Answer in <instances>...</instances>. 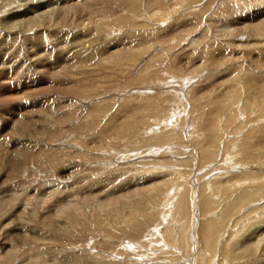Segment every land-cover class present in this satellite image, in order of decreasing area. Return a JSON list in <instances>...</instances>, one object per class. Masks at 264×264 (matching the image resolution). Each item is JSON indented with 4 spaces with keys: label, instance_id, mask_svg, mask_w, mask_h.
<instances>
[{
    "label": "rangeland",
    "instance_id": "1",
    "mask_svg": "<svg viewBox=\"0 0 264 264\" xmlns=\"http://www.w3.org/2000/svg\"><path fill=\"white\" fill-rule=\"evenodd\" d=\"M62 1L64 7L80 6L84 2ZM85 1L92 4L90 15L87 14L77 20L74 30L60 27L63 30L60 29L61 33L56 39L46 37V40L40 41L38 39L42 38L36 37L34 31L30 32V39L28 38L30 35L22 33L11 34L12 36L8 38L0 35V58L5 59V61L0 59V64L7 63V60L16 62L27 60L29 55L27 51L33 50L31 47L33 43H41L39 47L42 49L39 53L48 58L47 64L44 63V69L42 66L37 68V65L36 71L33 69L26 72L28 69L24 67L17 77L11 73L7 74L8 63L4 65L7 66L5 70H0L1 138H6L8 124L18 119L20 115L29 116V111L32 108L38 109L41 102H51L61 109L59 113H68L63 116L72 118L57 125L56 131L53 130L57 134L55 143L41 141L48 149L54 150L52 158L59 159L58 161L54 159L56 167H51V162L47 167L34 166L35 169L30 170V174L24 178L0 186V232L4 233L3 236L11 234L14 228H17V224L23 221L21 218H31L35 221L30 225L29 232L35 234L33 236L41 235L40 237L44 239L37 242V239L28 238L30 242H25L23 236L16 244L11 240H3L5 243L0 242L2 253L0 264H61L71 261L80 264H125L124 258L109 259L101 256L100 251L97 253L98 250L90 251L91 243L95 244V248L96 244L99 245L97 249L105 241L106 244L115 247L122 239L123 242L126 241L124 245L122 244L126 249V243L130 246L136 241L143 243L142 238L149 240L148 231L154 235L157 233L163 235L162 226L160 229L157 225L166 224L171 220L170 217L176 216L174 212L178 200L175 199L181 195L180 191H183L184 186L190 188L186 197L189 201V216L173 232L174 238L179 240L177 235L179 236L180 228V234L185 237L184 242L189 246L180 248L182 252L177 251L180 252L176 257L178 260L172 261L166 255L161 257L162 259H159L163 261L161 264H217L218 261L224 260L220 251L225 252L231 248L241 251L236 254L232 264H264V199H262L264 194L261 193L262 184L261 186L258 184L261 182L255 178L259 170L253 162L244 159L243 154L239 156L237 147V157L231 152V145L240 144L244 137L253 141L259 139L258 130L264 127V114L255 113L258 102L264 105V90L257 92V89L264 86L262 82L264 34L257 36L253 31L244 32V28L258 23L259 19L264 21V12L262 14L257 12L264 9V0ZM59 3L62 7L61 2ZM22 4H25L22 0H0V23L10 14L17 13ZM56 9L58 8L54 10ZM68 12L74 10L70 9ZM58 15L54 14L55 19ZM250 18L253 20L247 21L251 20ZM196 22H199L200 26L195 29L193 23ZM237 32L239 34H236ZM63 39L66 42H71L72 39L75 43H81L80 50L86 61L80 66L71 61L72 52L70 54L68 49V52L60 51L64 62L54 61L56 53L51 51V48ZM3 42L8 47L4 46ZM198 43L204 44V48H198L199 50L194 52L193 47L195 48ZM10 51L13 55L8 57ZM201 51L205 58L201 56ZM33 53L34 56L37 55L34 50ZM199 65H204L202 71L197 68ZM235 68L239 69L236 71ZM257 84L261 86L258 87ZM232 98L237 100L233 106ZM140 99L150 102V108L149 106L146 108L147 125L140 130L123 133L126 137L112 141L110 146L106 147L105 142L102 146L97 145L101 130L108 131L111 128L108 124L112 121L110 119L114 120L115 116L117 119L120 113L127 110L125 106H130L132 102H140ZM239 99L241 102H238ZM152 100H155L154 103ZM227 102L229 106L222 115L219 114L218 105H226ZM96 108V113L101 109L104 112L100 113L101 117H98L100 120L92 123L89 119L91 115H96ZM92 109L94 112H91ZM234 109L237 111L235 121L228 129L235 130L231 136L223 135L225 137L221 140L222 146L228 143L225 151H219V155L216 153V157L212 159L205 158V153L201 158L194 144H205L209 133L203 125L207 123L209 119L207 117L216 118V121H220L222 117L224 121L225 116ZM249 114H252V119L244 122ZM48 126L51 127L49 124ZM174 127L179 129V133ZM87 129L90 132H87ZM95 137L97 141L92 140ZM105 138L107 140L106 136L103 137ZM84 140L90 143L85 145ZM186 140L193 143L192 147H185ZM64 149L66 150L64 154L67 153L68 156L58 152ZM261 173L260 176L264 177V171ZM171 188L175 189L174 193ZM168 193L172 197H169ZM241 194H248V199L244 201L247 203L242 202L243 210L239 208L241 210L239 211L237 208L231 215L234 219L241 217L240 221L235 227L231 225L229 227V222L222 228L221 233L224 234L219 233L223 237L219 240L226 241L227 235L234 230L233 237L236 238L233 243H226L227 247L221 250L217 248L210 263L206 258L210 255L205 256L204 262L201 260L197 263L195 260L189 263L185 261L186 258H179L186 254L188 260L196 258L197 253L203 249L199 238L202 220L205 222L213 219L220 213L223 205L237 202L235 198ZM13 199L17 200L11 203ZM55 201L59 203L56 208L53 203ZM204 201H209L212 204L211 208H205V204L202 203ZM27 203L31 205H26ZM72 209L80 210L79 215L81 212L84 217H80L78 221L77 218L70 219ZM206 209L209 210L208 214ZM61 210L65 213H60ZM133 211L138 213L137 217L139 214L147 213L144 222L138 224V221L133 220ZM66 217L74 223L67 225ZM191 217L195 221L191 227L192 231L187 233ZM162 218H165V221ZM127 220L130 223L126 222ZM63 224L67 227L71 225L69 233L59 232ZM154 224L157 226L156 229L152 227ZM22 232L24 233V230ZM252 232L261 236L256 237L255 241L251 240ZM25 235L29 236L27 233ZM192 236L195 237V241H192ZM247 237L253 243L256 241L259 243L255 252H243L240 245L248 241ZM164 238L165 235L162 241L166 244ZM156 256L158 255L150 254L149 258ZM223 262L229 264L230 261L226 259Z\"/></svg>",
    "mask_w": 264,
    "mask_h": 264
},
{
    "label": "bare ground",
    "instance_id": "2",
    "mask_svg": "<svg viewBox=\"0 0 264 264\" xmlns=\"http://www.w3.org/2000/svg\"><path fill=\"white\" fill-rule=\"evenodd\" d=\"M22 0V3H25V4H22L19 6V11L17 13H12L10 14L8 17H6L5 21H2L0 23V35H4L5 37H11L12 35L11 34H14V33H22V35H30L32 31H34V35L36 37H40L42 39H38V40H44L46 37H49V38H58V35L61 33L60 29L63 30V28H60V27H67L69 29H76V26L77 24H75V22L79 19H81L82 16H87V14L91 13L92 12V4L91 3H86V1L84 0L83 3H81L80 6H77V5H72L71 7H64L62 5L63 1L62 0ZM58 1V2H57ZM120 1H124V0H120ZM136 1V0H134ZM139 1V0H138ZM193 1V0H192ZM61 2V6L60 3ZM91 2V1H90ZM158 2V0H157ZM232 6V5H231ZM79 7L80 10L77 8ZM6 8V6H5ZM8 8V7H7ZM6 8V9H7ZM54 8H58L56 10H52ZM258 8V7H257ZM261 8V7H259ZM70 9H73L74 12H68V10L70 11ZM264 10V9H263ZM257 11L259 12L260 14H262V12L264 11ZM94 12V10H93ZM54 14H59L56 19H55V16ZM258 14V13H257ZM259 14V15H260ZM90 15V14H89ZM258 15V17H259ZM54 16V17H52ZM241 16V15H240ZM264 16V15H263ZM262 16V17H263ZM2 17V16H1ZM5 17V16H3ZM239 17V16H238ZM242 17V16H241ZM252 17V16H251ZM54 18V19H52ZM245 18V17H244ZM251 19V18H250ZM253 19L251 20H247V21H252ZM260 21L258 23H253L252 26H247V28H244V32H246L248 30L249 31H253V33H255L257 36L258 35H263L264 34V21L259 19ZM245 22V21H243ZM199 23V22H198ZM197 22L196 23H193V26L196 28H198L200 26V23L198 24ZM251 23V22H250ZM68 24V25H66ZM192 24V22H191ZM65 25V26H64ZM80 26V25H79ZM94 28V27H93ZM90 30V29H89ZM96 31V30H95ZM239 31V30H237ZM206 32V31H205ZM243 32V31H241ZM239 31V33H241ZM243 32V33H244ZM247 32V33H248ZM95 33V32H94ZM238 32L236 34H239ZM91 34V33H90ZM205 35H208L207 33H204ZM246 34V33H245ZM233 35V34H231ZM15 36V35H14ZM230 36V35H229ZM76 37V36H75ZM29 39L31 38V35L28 37ZM26 38V39H28ZM72 38V37H71ZM28 39V41H29ZM34 39H37V38H34ZM73 39V38H72ZM71 39V42L70 41H67L66 40H61L58 44L56 45H53L52 48H51V51H54V53H56L53 57L54 61H57V63H62L64 62L63 60V56L61 57V52L60 51H70V54L72 52V55H71V61L72 62H75L74 64H79V66L84 62L86 61V58H84V55L83 53L81 52L82 50L81 49V46L79 42H74V40ZM46 40V39H45ZM4 41V40H3ZM9 42V41H8ZM31 42L33 43V41L31 40ZM83 43V42H82ZM88 43V42H87ZM3 45H5V43L3 42ZM39 45H41V43H33L31 45V47L33 48L34 51L37 52V55L34 56V53H33V50H30L27 51L28 52V58L27 60L25 61H21V62H16V61H9L7 60L6 62L8 63V67L7 66H4L5 64L7 65V63L3 62L0 64V70H3L5 67L8 68V73L7 74H14L15 76L20 74V72L22 71V69L24 67H26L28 70H26V72H30V70H33L36 71V69L38 67L44 69V63L47 64L46 60H48V58H44L45 55H43L42 53H39L40 50V47ZM77 45V46H76ZM37 46V47H36ZM8 47V46H6ZM15 48V47H14ZM31 48V49H32ZM202 49L204 48V44L200 45L199 43L197 45H195V48L193 47V51L194 52H197L199 49ZM66 49V50H65ZM9 51V50H8ZM24 51V50H23ZM44 51V50H42ZM41 51V52H42ZM67 51V52H68ZM66 52V53H67ZM192 52V50H191ZM193 52V53H194ZM8 53V52H7ZM65 53V52H64ZM202 53V51H201ZM60 54V55H59ZM69 54V55H70ZM198 54V53H196ZM12 51H10L8 53V57L12 56ZM203 55V53L201 54V56ZM4 56V55H3ZM51 55H49L50 57ZM200 56V57H201ZM203 58H205V56H202ZM0 59L3 60V58L1 57ZM13 59V58H12ZM41 59V61H37ZM43 60V61H42ZM5 61V59L3 60ZM20 61V60H18ZM53 61V62H54ZM207 63V62H205ZM42 64V65H41ZM38 65V66H37ZM37 66V68H36ZM204 66V65H203ZM201 65H199L197 68L202 71V67ZM6 68V69H7ZM239 68H235L234 70H238ZM5 70V69H4ZM196 71V70H195ZM3 72V71H2ZM25 73V72H24ZM183 75V74H181ZM21 76V75H20ZM17 77V76H16ZM186 77V76H185ZM187 78V77H186ZM185 79V78H184ZM189 79V78H188ZM259 80V79H257ZM189 81V80H188ZM260 81V80H259ZM264 82V80L262 81ZM183 85V84H181ZM258 87L261 86V84H257ZM175 87V86H174ZM177 87V86H176ZM187 88V85L185 86ZM260 90H264V86L261 87L260 89H257V92H259ZM182 91V90H181ZM195 92V91H194ZM199 92V91H198ZM180 93V92H179ZM33 96V94H31ZM170 96V95H169ZM181 95H179L180 97ZM198 96V95H197ZM35 97V96H34ZM202 97V95H201ZM43 98V97H42ZM152 99L153 97H149V99ZM198 98V97H197ZM29 99V98H28ZM182 99V97H181ZM196 99V98H195ZM202 99V98H201ZM135 100V99H134ZM142 100V101H141ZM45 101V100H44ZM153 101V100H152ZM151 101V102H152ZM155 101V100H154ZM153 101V103H154ZM193 101V100H192ZM198 101V100H197ZM197 101L195 103H197ZM232 106L234 104V101L237 102L236 99H233L232 98ZM131 102V101H129ZM238 102H241V100L239 99ZM128 103V102H127ZM149 100L147 101H143V99H140V102H132L130 104V106L126 107L125 104L123 106H125V108H127L126 111H124V113H120L118 112L121 108H119V110L117 111V113H120L118 116H117V119L114 117V120L113 119H110L112 121L108 122V124H110L111 128L108 130V131H102L101 130V133L99 134V142H97V145L99 144V146H102L103 143L105 142V146H110L111 142L112 141H118V140H121L124 139L123 136V133L125 134L126 133H129V132H132V131H135V130H140V128L142 129V127L146 126L147 125V121L146 120V108H148V106L150 105L149 104ZM193 104V103H191ZM238 105V103H235ZM236 105V106H237ZM37 106V105H35ZM152 106V105H151ZM196 106V105H195ZM229 106L228 102L226 103V105H218V113L222 115V113H224L225 109ZM239 106V105H238ZM181 107V106H180ZM183 107V106H182ZM257 107V108H256ZM150 108V106H149ZM161 108V107H160ZM61 110V109H60ZM59 110V107L56 106V105H53L51 102H48V101H45V102H41L40 106L38 107V109L36 110H32L29 111V116H21L20 117L18 116V119L16 120H13L10 124H8V127H7V130H8V134L6 135V138H1V132H0V179L2 178V181H0V186L2 185H7L8 183H12V182H15L16 180H19V179H22L24 178L25 176H27V174L30 172V170H34L35 167H39V168H42V167H47L48 165L50 166V164L52 163V166L54 168L55 164H56V161H58V157L57 159L55 157L52 158V156H54L55 152L54 150H51L50 148L48 149V146L45 144L43 145L41 141H45V142H50V143H55V138L57 136L56 133L53 132L56 131V126L57 125H61L64 121L66 120H71L72 118L69 116L68 118L66 116H63L64 114L66 113H59L61 112ZM149 110V109H148ZM157 110H159L157 108ZM209 110V109H208ZM93 111V109L91 110V112ZM97 108L95 110V114L96 115H91L90 116V122L92 123H95L97 122V120H100L99 118L101 117L100 113L104 110H98L99 112H97ZM191 111V110H190ZM94 112V111H93ZM148 112V111H147ZM234 112V113H233ZM252 112H254V110H252ZM192 113V112H191ZM255 113L256 115L258 114H264V105L263 103H257L256 106H255ZM62 114V116H61ZM68 114V113H67ZM66 114V115H67ZM235 114H237V111L236 109H234V111H232L231 113H228L226 116H225V120L223 121L222 117H220V121L222 120V124H220V121H216L215 119H211L210 117H207L209 119H207V123L205 122L204 125H203V128H205V130L208 131L209 135L205 141V144H194L195 146V149L197 148L198 151H199V154H200V157L202 158V156L204 155L205 153V158H208V159H212L213 157H216V153L217 155H219V151L221 150H224L225 151V148L227 146V142L224 146H222L221 144V140H223V135H232L234 130L235 129H228L230 126H232L234 124V121H235ZM148 115V114H147ZM179 115V114H178ZM213 115V114H212ZM169 116V115H168ZM214 116V115H213ZM252 114H249L247 116V119H244L243 121L244 122H248L249 119H252ZM16 117V116H15ZM95 117V119H94ZM99 117V118H98ZM175 117V116H174ZM182 117V116H181ZM212 117V116H211ZM89 118V117H88ZM112 118V117H111ZM150 118V117H149ZM164 119V118H163ZM184 119V118H183ZM19 120V121H18ZM120 120H123V122H120ZM165 120V119H164ZM53 121H55V124H53ZM161 121V120H160ZM1 122V121H0ZM68 122V121H67ZM101 122V121H100ZM48 124L51 126L49 127ZM157 124V123H156ZM90 125V123H89ZM222 125V127H221ZM109 126V127H110ZM156 126V125H155ZM241 126V125H240ZM175 127H177L175 125ZM174 127V128H175ZM187 127V126H186ZM52 128V129H50ZM180 128V127H178ZM264 128V127H263ZM263 128H260L258 131H259V139H257L256 141H253V140H249V138L247 137H244V139L242 138L241 139V142L240 144H234L231 145V148H232V151L233 154L237 157V153H236V147L239 151V156L243 154L244 156V159L246 160H249V162H253L255 165H257L256 169L259 170L257 172V175H255V178L261 182V183H258L260 186L262 184V188H261V193L263 192L264 194V177L263 176H260L262 175V171H264V129ZM68 129V128H67ZM103 129V128H102ZM147 129V127H146ZM176 129V128H175ZM6 130V131H7ZM90 130V129H89ZM104 130V129H103ZM106 130V129H105ZM150 130V129H149ZM179 129H176V131L178 132ZM231 130V131H229ZM87 132H90L88 131L87 129ZM183 132V131H182ZM134 133V132H133ZM179 133V132H178ZM98 134V133H97ZM249 134V133H248ZM87 135V134H86ZM191 135V134H190ZM196 135V134H195ZM194 135V137H195ZM85 136V135H84ZM107 137V140L106 138L103 139V137ZM180 136V134H179ZM126 137V136H125ZM182 137V136H180ZM197 137V136H196ZM195 137V138H196ZM97 137L95 138H92V140L96 139ZM129 138V137H128ZM86 139V138H85ZM90 139V138H89ZM197 140V139H196ZM61 141V140H60ZM85 141V140H84ZM88 141V140H87ZM87 141H85V145L88 143ZM97 141V139H96ZM149 141V140H148ZM152 141V140H151ZM77 142V141H76ZM94 142V141H92ZM159 142V141H157ZM196 142V141H195ZM44 143V142H43ZM58 143V142H57ZM90 143V142H89ZM88 143V144H89ZM145 143V142H144ZM202 143V142H201ZM231 143V142H230ZM94 144V143H92ZM115 144V143H113ZM185 144L186 146L185 147H192V144L193 143H190V141L186 140L185 141ZM84 145V144H83ZM119 145V144H118ZM142 145V144H141ZM144 145V144H143ZM65 147V146H64ZM83 147V146H82ZM115 147V146H114ZM127 147V146H126ZM124 146V148H126ZM223 147V148H222ZM66 148V147H65ZM88 148V147H87ZM128 148V147H127ZM69 149V148H68ZM84 149V148H82ZM132 149V148H131ZM194 149V151H195ZM110 149H108L109 151ZM123 150V148H122ZM126 150V149H125ZM100 151V150H99ZM116 151V150H114ZM4 152V153H3ZM58 152H63L61 153V155L63 156H66V154H64L66 152V150L64 149V151H58ZM124 152V151H123ZM126 152V151H125ZM128 152V151H127ZM186 152V151H185ZM184 152V153H185ZM192 152V151H191ZM71 153V152H70ZM106 153V151H105ZM114 153V152H113ZM198 153V152H197ZM236 153V154H235ZM69 154V153H68ZM109 154V152H108ZM111 154V153H110ZM145 154V153H144ZM105 155V154H104ZM181 155V154H180ZM228 154H226L227 156ZM68 156V155H67ZM86 156V155H83V157ZM126 156V155H125ZM225 156V157H226ZM73 157V156H72ZM116 157V156H115ZM51 158V159H50ZM49 159V160H48ZM56 159V161L54 160ZM84 159V158H83ZM94 159V158H93ZM114 160V159H113ZM112 160V161H113ZM51 162V163H50ZM107 162V161H106ZM226 162V161H225ZM108 163V162H107ZM113 163V162H112ZM234 164V162H233ZM238 163H236L237 165ZM245 164V163H244ZM249 164V163H248ZM33 166V167H32ZM58 166V165H57ZM241 166V165H240ZM244 166V165H243ZM5 167V170H3V168ZM32 167V168H31ZM50 167V169H51ZM56 167V166H55ZM202 167V166H201ZM204 167V166H203ZM231 167V166H230ZM239 167V166H238ZM254 173V172H253ZM30 174V173H29ZM186 174V173H185ZM244 174V173H242ZM251 174V173H250ZM248 174V175H250ZM187 175V174H186ZM208 176V175H207ZM251 176V175H250ZM244 177V176H243ZM252 177V176H251ZM175 178V177H174ZM178 178V177H177ZM176 178V179H177ZM175 179V180H176ZM179 179V178H178ZM177 179V180H178ZM244 179V178H243ZM242 179V180H243ZM249 179V178H248ZM254 179V178H253ZM174 180V179H173ZM241 180V181H242ZM252 181V179H250ZM249 180V181H250ZM66 181V180H65ZM239 181V180H238ZM240 181V182H241ZM256 181V180H255ZM254 183H257L255 182ZM172 182V181H171ZM233 182V181H232ZM248 182V181H247ZM17 183V182H16ZM173 183V182H172ZM242 183V182H241ZM176 184V183H175ZM166 185V183H165ZM185 185V183H184ZM188 185V184H187ZM236 185V184H235ZM155 186V185H154ZM233 186V185H232ZM237 186V185H236ZM164 187V185H163ZM185 188L183 189V191H180L181 195H179L178 199H175V200H178L177 201V208H176V211L174 212V214L176 216H172L170 217L171 220H169L168 223L164 224H161L160 223L158 226V228L161 229V226H162V230H161V233L163 235H159V233L155 234L152 233L151 231H148V235H147V239L149 240H145L143 239L142 237V240H143V243L142 242H138L136 241L135 244H133L134 242H132V245H127L126 243V249L122 247V244L124 245V243L126 242H123V240L121 239L119 242H121L119 245L113 247V245H109V244H106V241L105 243L101 244L100 245V248H98L99 245L96 244V248H95V244L92 245L91 243V247L89 250L91 251H97V253L100 251V253H102L101 256H104L105 258L109 257V259H113V258H116V257H120L121 260L122 258H124L125 260V264H161L163 263L162 260H159V259H162L161 257H170V260L174 261V260H178L176 257L180 255V252H182V250L180 248L182 247H188L189 245L184 242V238H183V235L180 234V228L178 229L179 230V236L177 235V237H179V240L178 239H175L174 238V233L173 231H175V229L177 227H180L179 224L182 225L183 221H186V218H188V200H186V197H187V192L188 190H190V188L188 186H184ZM226 187H227V184H226ZM234 187V186H233ZM249 187V186H248ZM202 188V186H201ZM10 189V188H9ZM164 189V188H163ZM179 189V188H177ZM204 189V188H203ZM231 189V188H230ZM241 189V188H240ZM11 190V189H10ZM158 190V189H157ZM229 190V189H228ZM171 191L172 193L175 192V189L174 188H171ZM244 191V190H243ZM255 191L257 192L256 188H255ZM191 192V191H190ZM251 192V191H250ZM40 193V192H39ZM162 193V192H161ZM160 193V194H161ZM203 193V192H202ZM218 193V192H217ZM215 193V194H217ZM232 193V191L230 192ZM159 194V193H158ZM163 194V193H162ZM167 194V193H166ZM170 193H168L169 195ZM185 194V195H184ZM193 193H191L192 195ZM224 194V193H223ZM233 194V193H232ZM231 194V195H232ZM258 194V192H257ZM143 195V194H142ZM141 195V196H142ZM228 195V194H227ZM139 196V197H141ZM156 196H158L156 194ZM166 196V195H165ZM222 196V195H221ZM250 196H253L252 194H250ZM163 197V195H162ZM169 197H172L169 195ZM192 197V196H191ZM202 197V196H201ZM206 197V195H205ZM209 197V196H208ZM207 197V198H208ZM230 196H228L229 198ZM235 197V196H234ZM233 197V198H234ZM248 194H241L240 196L238 195L237 199L235 198V200L237 202H233L231 204L228 205H223V207L221 208L220 210V213L215 216L213 219L209 220V221H203L202 220V223L200 224L201 227H200V231H199V238L201 239L202 241V244H203V249L200 250L197 255H196V258H194L193 260L190 258L189 260L187 259V254L184 255V257H179V258H186L185 261H188L189 263L191 261H194L195 260V263H197L198 261H204L206 260L205 259V256L207 255H210V257H206L207 258V261L208 263H210V261H212L213 257H214V253H216V249L218 248V250H221L222 248L224 247H227L226 246V243H233V240L236 238V237H233L235 234L233 232H231L229 234V236L227 235V240L226 241H220L219 239H222V235L224 234L221 233L223 230L222 228H225L227 226V224L230 222L229 224V227L230 225L235 227L236 226V223L240 221L241 217L238 219L237 217L234 219V217L231 218V215L232 213L238 208H242V202L245 204L247 202H244L248 199ZM153 198V197H152ZM228 198H225V199H228ZM200 201H201V198L199 197ZM205 199V198H204ZM209 199V198H208ZM224 199V200H225ZM252 199V198H251ZM264 199V198H262ZM17 199H13L11 201V203H14V201H16ZM155 200V199H154ZM173 200H174V197H173ZM234 200V201H235ZM137 201V199H136ZM153 201V200H152ZM199 201V202H200ZM253 201V200H252ZM263 201V200H262ZM56 202V203H55ZM53 202L55 204L54 208H56V206H59V203H57V201ZM10 203V202H8ZM19 203V202H18ZM134 203V202H133ZM148 203V202H147ZM203 204H205V208H211L212 204L206 201L202 202ZM249 203V202H248ZM259 203V202H258ZM6 204V202H5ZM169 204V203H167ZM251 204V203H250ZM26 205H31L29 203H27ZM134 205V204H133ZM141 205V204H140ZM123 206V205H122ZM138 207V204L136 205ZM169 206V205H168ZM176 206V205H175ZM136 207V208H137ZM216 207V206H215ZM245 207V206H244ZM78 208V207H77ZM134 208V207H133ZM168 208V207H167ZM175 208V207H174ZM139 209V208H138ZM117 212L119 211L118 209H116ZM130 210V209H129ZM243 210V208H242ZM80 211V210H79ZM78 209H72V214L70 215V219H76L77 218V221L80 217H84L83 216V213L80 212V215H79V212ZM141 211V210H140ZM174 211V210H173ZM207 214L209 212V210H207ZM239 211H241L239 209ZM258 211V210H257ZM130 212V211H128ZM127 212V213H128ZM132 212V211H131ZM250 212V211H249ZM252 212V211H251ZM262 212V211H261ZM3 213V212H2ZM60 213H65L63 212L62 210L60 211ZM170 213V212H169ZM206 213V212H204ZM237 213V212H236ZM254 213V212H253ZM263 213V212H262ZM59 214V212H58ZM67 214V213H66ZM65 214V215H66ZM117 214V213H115ZM133 214H134V217L132 218L133 220H136L138 221V224L139 222H144V219H146L147 217V213H144V214H139V217H137L136 215L138 213L134 212L133 211ZM190 214V212H189ZM210 214V213H209ZM6 214L4 213V216ZM76 215H79L78 217H76ZM166 215V214H164ZM240 215V212L238 214V216ZM245 215V214H244ZM262 215V214H261ZM32 216V215H31ZM116 216V215H115ZM128 216H130L128 214ZM236 216V215H235ZM243 216V215H241ZM2 217V216H1ZM33 217V216H32ZM137 217V218H136ZM211 217V216H210ZM245 217V216H243ZM161 218V217H159ZM201 218V217H200ZM67 219V225L68 224H73L74 222H72L69 217H66ZM126 219V218H125ZM141 219V221L139 220ZM163 219V218H162ZM204 219V217H203ZM208 219V218H207ZM231 219V221H230ZM233 219V220H232ZM2 220V219H1ZM9 220V219H8ZM21 220L23 221H20V223H18L16 226L17 228L12 231L11 234H7L5 236H3L2 232H0V242H2L3 240L7 239L6 241H12L14 242L15 244L19 242L20 238L24 236V240L25 242L26 241H29L27 240L28 238L30 240H35L37 239V242L38 240L39 241H43V237H40L39 235L38 236H33L35 234H32L30 233V225L32 224L33 219H22ZM165 221V218L163 219ZM264 220V219H263ZM5 221V220H4ZM75 220V222H77ZM195 221L194 218H190V221L188 222V226H189V231H192L191 227L193 225V222ZM251 221V220H250ZM125 222V220H124ZM126 222L130 223L129 220H127ZM15 223V222H14ZM186 223V222H184ZM2 224V223H1ZM66 224H63L62 228L60 229V233L64 232V233H67L68 232V229L71 228V225L70 227H67ZM5 225V224H4ZM187 225V224H186ZM226 225V226H225ZM6 226V225H5ZM112 226V225H111ZM126 226V224H125ZM157 226L154 224L152 227H154L155 229L157 228ZM160 226V227H159ZM164 226V227H163ZM242 226V225H241ZM262 226V225H261ZM33 227V225H32ZM133 227V226H132ZM131 227V229H132ZM137 227V226H136ZM240 227V226H239ZM10 228V227H9ZM165 228V229H164ZM238 228V227H236ZM113 229V228H112ZM116 229V228H114ZM129 229V228H128ZM129 229V230H131ZM188 229V228H187ZM241 229V228H240ZM259 229V227H258ZM16 230V231H15ZM22 230H24V233L22 232ZM35 230V229H34ZM154 230V229H153ZM165 230V231H164ZM199 230V228H198ZM238 230V229H237ZM250 230V229H249ZM112 231V230H111ZM123 231V230H122ZM196 231V230H195ZM261 231V230H260ZM32 232V231H31ZM164 232V233H163ZM178 232V231H177ZM184 232V231H183ZM186 232V231H185ZM251 232V231H250ZM29 234V236H26L25 234ZM69 233V232H68ZM115 233V232H113ZM195 233V232H194ZM197 233V232H196ZM219 233H221L222 235H220ZM240 233V231H239ZM253 233V232H252ZM262 233V232H260ZM6 234V233H5ZM73 234V232H72ZM263 234V233H262ZM37 235V234H36ZM165 235V242L166 244L162 241V238L163 236ZM197 235V234H196ZM251 237L253 238H250L251 240H256L257 238L256 237H260L261 235H259V233H253V234H250ZM44 236V235H42ZM113 236V235H112ZM198 236V235H197ZM230 236H232L230 238ZM239 236V235H238ZM237 236V237H238ZM249 236V235H248ZM52 237V236H51ZM109 237V236H108ZM146 237V236H145ZM156 237V238H154ZM69 238V237H68ZM106 238V237H105ZM110 238V237H109ZM121 238V237H120ZM189 238V237H188ZM198 238V237H197ZM250 239L248 240V237L246 240L248 241H244L241 243L240 245V242H239V245L241 246L243 252L244 251H248V252H255L257 250V248L259 247V243L256 241L255 243H253L252 241H250ZM178 240V241H177ZM219 240V241H218ZM192 241H195V237L192 236ZM191 241V242H192ZM218 241V242H217ZM30 242V241H29ZM220 242V244H218ZM225 242V243H223ZM2 243H5V242H2ZM95 243V242H93ZM109 243V242H107ZM111 243V242H110ZM194 244V243H193ZM14 245V244H13ZM22 245V244H21ZM109 245V246H108ZM12 246V245H11ZM19 246V245H18ZM194 246V245H193ZM121 247V248H120ZM234 247V246H233ZM0 248H1V244H0ZM128 248V250H127ZM200 248V247H199ZM152 249H154L152 251ZM180 251L179 253L177 251ZM239 249H235V248H231L229 249L228 251H220V254L223 255V259L224 260H220L217 262V264H223L226 259L227 261H230L229 264H232L234 263L233 262V259L237 256L236 254H239L241 253V251L239 252L238 251ZM198 251V250H197ZM185 252V251H184ZM219 252V251H218ZM5 253V252H4ZM3 253V255H4ZM91 253V252H89ZM93 253V252H92ZM104 253V254H103ZM0 254L2 255L1 253V250H0ZM6 254V253H5ZM96 254V253H94ZM150 254H157L158 256H156L155 258H149ZM91 256L94 257V255L90 254ZM161 255V256H160ZM219 256V255H218ZM96 257H97V254H96ZM229 258V259H228ZM95 259V258H94ZM151 259V260H150ZM77 261V260H76ZM203 261V262H204ZM75 261H71L70 263L69 262H65V263H61V264H80V263H74ZM124 262V261H122ZM202 262V263H203ZM2 263V262H0ZM96 264V263H95ZM102 264V263H100ZM108 264V263H107ZM113 264H122V263H113ZM200 264V263H199Z\"/></svg>",
    "mask_w": 264,
    "mask_h": 264
}]
</instances>
